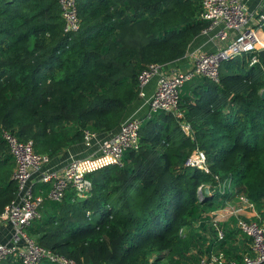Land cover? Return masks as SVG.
Segmentation results:
<instances>
[{
    "label": "trees",
    "instance_id": "16d2710c",
    "mask_svg": "<svg viewBox=\"0 0 264 264\" xmlns=\"http://www.w3.org/2000/svg\"><path fill=\"white\" fill-rule=\"evenodd\" d=\"M76 3L80 25L65 33L58 0H0V212L17 193L3 129L51 158L86 131L118 128L139 95V73L183 56L209 23L199 0ZM204 78L194 97L182 95L184 84L179 97L194 137L170 111L151 112L123 164L88 175L86 198H44L53 211L31 223L34 240L79 264H160L164 251L166 264H196L211 250L240 262L227 248L233 231L219 223V239L211 211L242 193L264 217V59L226 58L218 81ZM195 145L207 154V171L184 163ZM215 174L230 181L224 190Z\"/></svg>",
    "mask_w": 264,
    "mask_h": 264
},
{
    "label": "built area",
    "instance_id": "2783aa9c",
    "mask_svg": "<svg viewBox=\"0 0 264 264\" xmlns=\"http://www.w3.org/2000/svg\"><path fill=\"white\" fill-rule=\"evenodd\" d=\"M202 8L200 16L209 21L204 27L218 26L214 35L217 40L212 50L197 49L192 52V62L186 68L177 66L165 69L164 64L151 63L138 75L139 94H142L144 84L156 76V83L149 101V113L163 110L171 112L177 119L186 135L193 134L189 119L184 116L180 102V91L187 79L195 75L208 76L219 80L220 64L224 59L246 54L251 63H261L259 50L264 47V35L259 29L264 25V9L257 14L256 22L250 24L249 8L244 0H199ZM60 14L63 19V31L71 33L78 29L80 20L76 0H58ZM141 119L133 117L120 122L118 130L103 141L96 154L73 159L62 168L50 172H41L38 182L50 184L45 198L61 202L67 191H73L76 199L86 198L92 188L88 176L91 172L108 165H122L123 155L127 149L138 145ZM14 159L12 177L16 181L15 198L0 212V225L10 223L13 236L9 242L0 241V262L13 257L21 264H39L47 260L52 264H79L73 259L39 245L28 233L31 223L40 217L44 196L35 194L31 184L32 174L39 171L50 157L46 152L34 150L32 140H20L8 129L1 133ZM93 132L86 131L83 141L88 142ZM186 165L197 166L208 170L207 154L204 149L195 145L185 158ZM219 189L224 190L230 184L229 180L221 181L216 175ZM209 185L201 183L198 188ZM244 203L255 205L254 202L241 193ZM226 202L221 207L211 211L212 222L219 239L225 237V231L219 225L223 215L236 213L233 226L240 230L250 241L253 254H245L240 262L227 257L223 250H211L202 254L196 264H264V225L252 218L239 214V209L228 208ZM229 213V214H230Z\"/></svg>",
    "mask_w": 264,
    "mask_h": 264
},
{
    "label": "crops",
    "instance_id": "0c3cea01",
    "mask_svg": "<svg viewBox=\"0 0 264 264\" xmlns=\"http://www.w3.org/2000/svg\"><path fill=\"white\" fill-rule=\"evenodd\" d=\"M244 1H246L249 8L250 24H254L256 22L257 14L264 9V0H244ZM217 28L218 26L207 28L205 30L202 29V31H200L197 35L193 37L186 50V53L177 59L165 63L164 64L165 69L167 68L168 70L169 68L175 66L179 68H186V66H189L192 62L191 55L193 51L197 49L200 50L214 49L216 47V42H217L214 33ZM259 32L261 35H264V28L261 27V29H259ZM190 80H192L191 83L193 84L187 83L186 87H184L183 85L182 95L184 97H187V95L189 97H194V95L197 93L198 90V84L204 83V79L202 77H194ZM155 83H156V76H153L151 77V79H149V81H147L144 84V86L142 87L143 93L139 94L136 97V99L127 106L121 122L133 117H138L140 119H143L148 115L149 101L152 96ZM117 130L118 128L97 134L93 136L88 142L80 141L71 144L66 148H64L56 156L51 157L50 160L46 164H44L39 171H36L32 174L31 184H33L34 186L35 194L37 195L42 194L45 198L50 186V184H43L37 187L38 178L41 172H45V171L50 172V171L58 170L73 159H78L88 155L96 154L102 142L109 139ZM240 195L241 193H237L234 197L226 201V205L229 204L228 208L239 209L240 211L239 214L241 216L255 219L264 225V217H261V214L259 213V211H257L255 205H253L252 207V205H249L248 203L247 204L244 203V201L241 200ZM66 200L68 201L67 198ZM52 211H53L52 203L48 201H44L42 206V212L44 213V212H52ZM229 213L230 212H228V214L226 215H223L220 222L221 224H223L225 230L229 228L230 230L233 231V234L231 235L228 242V244L230 245L229 247H227L226 244V247L228 249L229 248L232 249L230 253L236 258H241L243 255L248 253L253 254V251L250 248L249 238H247L242 232H240V230H235V227L233 226L236 213L233 214L232 213L229 214ZM232 217L234 218V221L230 220ZM229 220L231 222L228 223ZM226 223H228V225H226ZM12 236H13L12 225L7 222L2 223L0 225V241L9 242L12 239Z\"/></svg>",
    "mask_w": 264,
    "mask_h": 264
},
{
    "label": "rangeland",
    "instance_id": "374dc122",
    "mask_svg": "<svg viewBox=\"0 0 264 264\" xmlns=\"http://www.w3.org/2000/svg\"><path fill=\"white\" fill-rule=\"evenodd\" d=\"M194 77H202L203 79H204V81H205V78H204V76H201V75H195V76H193L192 78H194ZM192 78H190V79H192ZM190 79H187V82L184 84V87H186V85H187V83L188 84H193V83H191V81L192 80H190ZM182 92L180 91V98L182 97ZM181 100H182V98H181ZM38 184V185H37ZM37 187H39V185H43L44 183H42V182H37ZM205 184H207V183H205ZM210 183H208L207 185H209ZM205 187V186H204ZM36 188V187H35ZM209 188V187H208ZM35 190V189H34ZM42 209H39V212L41 213L42 211H41ZM161 254H163V259H161V261H160V264H166L167 263V260H168V258H169V254H168V251H164V252H162ZM150 260H152L153 259V255H151L150 257Z\"/></svg>",
    "mask_w": 264,
    "mask_h": 264
},
{
    "label": "water",
    "instance_id": "95a60500",
    "mask_svg": "<svg viewBox=\"0 0 264 264\" xmlns=\"http://www.w3.org/2000/svg\"><path fill=\"white\" fill-rule=\"evenodd\" d=\"M259 54H260L261 58L264 59V47H262V48L259 50ZM260 96H262V98L264 97V87L260 90ZM204 189H205V190H208V187L205 186Z\"/></svg>",
    "mask_w": 264,
    "mask_h": 264
}]
</instances>
